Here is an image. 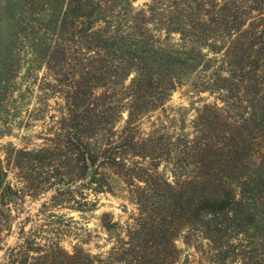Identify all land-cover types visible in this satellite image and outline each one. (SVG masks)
Instances as JSON below:
<instances>
[{"label":"trees","instance_id":"16d2710c","mask_svg":"<svg viewBox=\"0 0 264 264\" xmlns=\"http://www.w3.org/2000/svg\"><path fill=\"white\" fill-rule=\"evenodd\" d=\"M26 63L63 112L0 158V264H176L179 238L206 264H264V0H0V95ZM187 84L215 95L190 130L143 126ZM118 183L135 212L101 215L104 253L65 248L42 209L4 242L26 196Z\"/></svg>","mask_w":264,"mask_h":264},{"label":"rangeland","instance_id":"374dc122","mask_svg":"<svg viewBox=\"0 0 264 264\" xmlns=\"http://www.w3.org/2000/svg\"><path fill=\"white\" fill-rule=\"evenodd\" d=\"M10 31L7 29L6 35ZM30 63V62H29ZM24 64L15 83L9 87L8 92L0 95V158L4 157V151L10 145L18 148H33L43 144L44 136L55 128V120L63 112V101L54 96L44 101L38 92L37 86L42 75L43 67L38 64ZM215 101V95L207 92H196L190 85H183L174 90L166 101L163 109L150 113L142 120L144 127L154 121L157 125L163 124L167 128H185L190 130L191 119L195 115V107L203 102ZM156 125V126H157ZM162 168V167H161ZM8 177L12 182L17 181L16 171L9 167ZM167 175L169 173L167 172ZM51 192L26 196L23 206V214H20L13 226V231L4 242L13 244L16 241L17 224L29 213L34 216L42 209L40 217L50 223L58 224V230L66 236L62 238L65 248L71 249L75 243H79L92 253H104L110 240L108 233L101 224L100 217L108 213L112 220L124 222L135 212L134 206L127 198V192L118 183L113 192L99 193L96 195L83 191V195L76 193L72 199L70 194L59 195L61 201L54 205L50 200ZM70 195V196H69ZM93 198L96 201L95 208L88 210V204L84 200ZM45 202V207L41 206ZM81 206V211L76 210ZM50 215V216H48ZM28 227V225H27ZM176 245L181 254L176 264H206L196 250L183 243L182 239L176 240ZM2 251H0V256Z\"/></svg>","mask_w":264,"mask_h":264}]
</instances>
